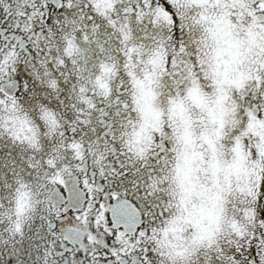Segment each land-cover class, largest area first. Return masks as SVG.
<instances>
[{
    "label": "snow or ice",
    "instance_id": "obj_1",
    "mask_svg": "<svg viewBox=\"0 0 264 264\" xmlns=\"http://www.w3.org/2000/svg\"><path fill=\"white\" fill-rule=\"evenodd\" d=\"M0 264H264V0H0Z\"/></svg>",
    "mask_w": 264,
    "mask_h": 264
}]
</instances>
